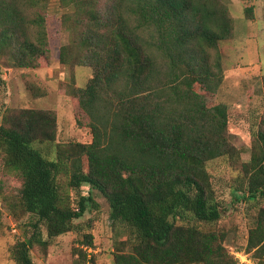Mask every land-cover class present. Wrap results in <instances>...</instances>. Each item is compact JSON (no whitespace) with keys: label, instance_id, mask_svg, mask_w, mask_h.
I'll return each instance as SVG.
<instances>
[{"label":"trees","instance_id":"1","mask_svg":"<svg viewBox=\"0 0 264 264\" xmlns=\"http://www.w3.org/2000/svg\"><path fill=\"white\" fill-rule=\"evenodd\" d=\"M69 10L62 64L92 70L70 95L91 119L90 144L58 143L54 112L10 109L0 117V160L22 180L16 208L33 234L12 247L16 264H34L66 233L83 237L75 264H96L91 221L95 192L132 240L115 264H237L226 236L206 228L222 210L207 163L236 160L228 108L208 96L223 75L219 45L233 36L223 0H58ZM51 0H0V60L34 69L49 63ZM252 12V10H248ZM264 88V80H263ZM243 198L257 206L247 253L264 264V115L243 164ZM74 193V195H73ZM0 209V233L4 229ZM126 246V247H125ZM86 248V250H85Z\"/></svg>","mask_w":264,"mask_h":264},{"label":"rangeland","instance_id":"2","mask_svg":"<svg viewBox=\"0 0 264 264\" xmlns=\"http://www.w3.org/2000/svg\"><path fill=\"white\" fill-rule=\"evenodd\" d=\"M233 18V36L220 43L223 75L215 94L208 97L228 108V131L241 152L236 160L219 158L207 163L217 200L221 205L219 222L208 226L226 236L227 250L246 249L257 206L243 198V164L251 159L254 134L264 115V0H223ZM248 10H252L249 12ZM64 9L51 0L47 10L50 44L49 63L34 69L9 67L0 60V117L10 109H33L56 114L58 143L90 144L93 141L90 117L70 95L72 88H85L92 78L90 68L62 64L61 48L69 43L70 33L62 24ZM22 180L5 169L0 160V209L4 229L0 233V264H16L12 247L33 234V220L16 208ZM74 195V193H73ZM97 211L88 212L81 221H91L94 246L87 250L96 264H115L114 253L132 240V232L110 218V206L98 192ZM83 237L66 233L53 239L47 248L35 245L34 264H75ZM86 250V248H85Z\"/></svg>","mask_w":264,"mask_h":264},{"label":"built area","instance_id":"3","mask_svg":"<svg viewBox=\"0 0 264 264\" xmlns=\"http://www.w3.org/2000/svg\"><path fill=\"white\" fill-rule=\"evenodd\" d=\"M231 255L236 259L237 264H258V262L244 249L233 248Z\"/></svg>","mask_w":264,"mask_h":264}]
</instances>
